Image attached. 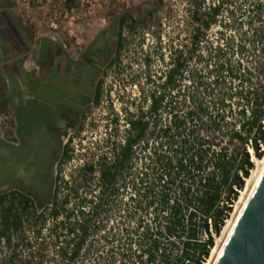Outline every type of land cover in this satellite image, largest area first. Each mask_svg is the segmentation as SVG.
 Wrapping results in <instances>:
<instances>
[{
  "label": "trees",
  "instance_id": "trees-1",
  "mask_svg": "<svg viewBox=\"0 0 264 264\" xmlns=\"http://www.w3.org/2000/svg\"><path fill=\"white\" fill-rule=\"evenodd\" d=\"M187 4L167 43L163 0L120 18L109 69L138 29L140 45L146 36L155 44L141 52L143 80L128 85L139 97L122 100V117L110 111L104 139L69 174L71 141L64 146L47 198L0 194V264L207 263L252 159L263 158L264 0ZM101 93L102 82L95 106Z\"/></svg>",
  "mask_w": 264,
  "mask_h": 264
},
{
  "label": "rangeland",
  "instance_id": "rangeland-1",
  "mask_svg": "<svg viewBox=\"0 0 264 264\" xmlns=\"http://www.w3.org/2000/svg\"><path fill=\"white\" fill-rule=\"evenodd\" d=\"M26 1L28 9L22 0H0V194L15 189L42 199L48 197L55 183L64 146L71 141L72 160L62 169L69 174L84 160L85 151L104 139L109 129L110 111L122 117V100L126 102L127 97H139L138 88L128 85L136 78L143 80L140 55L142 50L155 47L153 39L146 36L145 43L140 45L139 29L131 39H127L124 32L127 43L121 52L120 64L111 69L108 65L115 55L120 18L129 13L136 19L142 12L155 8L159 0H74L70 10L66 8L65 0ZM163 4L164 10L160 14L162 41L167 43L169 37L173 38L182 29L188 4L187 0H163ZM14 18L20 22L15 29L11 23ZM102 50L104 55L100 53ZM84 52L97 54L100 63L96 67L95 78L86 85L85 102L76 110V121L62 123L60 132L45 137L49 150L47 164L42 168L39 165L34 168H23L22 164L15 166L13 157L21 153V149L14 145L20 135L17 128L34 129L40 124V117L45 115L44 109L32 103L30 96L33 92L42 95L39 76L44 64L60 54L70 63H75ZM160 68L159 61H153L152 75ZM101 82L100 103L95 106L94 92ZM69 101L72 102V99ZM80 125L82 129L79 132ZM125 129L121 121L117 126V140L122 139ZM26 143L35 150L41 149L35 141L27 140ZM29 170L32 176L28 174ZM260 170L261 166L254 162V169L245 184L246 194L243 196L240 193L241 201L246 199L255 181L252 172L258 174ZM22 171L25 176L18 179L17 174ZM238 201L229 225L241 208V204L237 205ZM227 233L228 229L223 230L215 239V253H211L206 264H213Z\"/></svg>",
  "mask_w": 264,
  "mask_h": 264
},
{
  "label": "flooded vegetation",
  "instance_id": "flooded-vegetation-1",
  "mask_svg": "<svg viewBox=\"0 0 264 264\" xmlns=\"http://www.w3.org/2000/svg\"><path fill=\"white\" fill-rule=\"evenodd\" d=\"M104 53L103 50V55ZM94 56L97 54L84 52L78 56L75 63H70L60 54L44 64L42 74L39 76L42 95L33 92L30 96L32 103L44 109L45 115L40 117V124L34 129L17 128L20 135L18 142L14 145L21 149V153L13 157L15 166L22 164L23 168L26 166L34 168L39 165L42 168L47 164L49 148L46 145L45 137L60 132L62 123L67 124L76 121L74 118L76 110L85 102L84 90L86 85L89 80L95 78L96 67L100 63V60L95 59ZM37 77L34 76V78ZM70 99L72 102L69 101ZM27 140L40 144L41 149L35 150L30 145L27 146ZM28 174L33 175L31 170L28 171ZM24 176L23 171L17 174L18 179H22Z\"/></svg>",
  "mask_w": 264,
  "mask_h": 264
},
{
  "label": "water",
  "instance_id": "water-1",
  "mask_svg": "<svg viewBox=\"0 0 264 264\" xmlns=\"http://www.w3.org/2000/svg\"><path fill=\"white\" fill-rule=\"evenodd\" d=\"M215 264H264V173Z\"/></svg>",
  "mask_w": 264,
  "mask_h": 264
},
{
  "label": "bare ground",
  "instance_id": "bare-ground-1",
  "mask_svg": "<svg viewBox=\"0 0 264 264\" xmlns=\"http://www.w3.org/2000/svg\"><path fill=\"white\" fill-rule=\"evenodd\" d=\"M263 153H264V149H263ZM252 162H253V163H254V162H257V164H258L259 166H261V170H260V172H259L258 174H256L255 172H252V178H255V181H254V183H253V186H252L251 190L248 192L247 197H246V199H245L244 201H241V198L239 199L237 205H240V204H241V208L239 209V211H238V213H237V216L235 217V220H234L230 225L228 224V222H229V221H228L227 224H226V226L224 227L223 230L225 231V230L228 229V233H227V236H226V238H225V240H224V242H223V245H222L221 248L216 252V257H215V260L213 261V264L216 263L218 257L220 256V253H221V251H222V249H223L225 243L227 242V240H228L230 234L232 233V231H233V229H234V226H235V224H236V222H237V220H238V218H239V216H240V214H241L243 208L245 207V205H246L247 201L249 200L250 196L252 195V193H253V191H254V189H255L257 183L259 182L261 176H262L263 173H264V156H263V158H262L261 160H259V161H258V160L256 161V160L253 158V159H252ZM248 181H249V180H248ZM248 181H247V182H248ZM245 191H246V190H245ZM245 191L241 192V194H242L243 196L246 194ZM214 251H215V250L213 249L211 253H212V254L215 253Z\"/></svg>",
  "mask_w": 264,
  "mask_h": 264
},
{
  "label": "built area",
  "instance_id": "built-area-1",
  "mask_svg": "<svg viewBox=\"0 0 264 264\" xmlns=\"http://www.w3.org/2000/svg\"><path fill=\"white\" fill-rule=\"evenodd\" d=\"M22 1H23V3H24V6L27 7V9H28V7H29V3H28L26 0H22Z\"/></svg>",
  "mask_w": 264,
  "mask_h": 264
}]
</instances>
